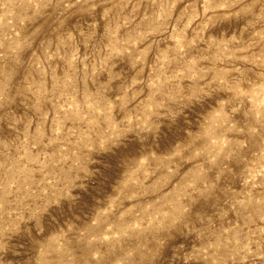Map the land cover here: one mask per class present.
Listing matches in <instances>:
<instances>
[{"label":"rangeland","instance_id":"obj_1","mask_svg":"<svg viewBox=\"0 0 264 264\" xmlns=\"http://www.w3.org/2000/svg\"><path fill=\"white\" fill-rule=\"evenodd\" d=\"M0 264H264V0H0Z\"/></svg>","mask_w":264,"mask_h":264}]
</instances>
